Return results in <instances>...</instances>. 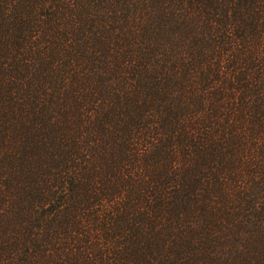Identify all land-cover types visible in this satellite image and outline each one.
I'll return each mask as SVG.
<instances>
[{
  "label": "trees",
  "instance_id": "trees-1",
  "mask_svg": "<svg viewBox=\"0 0 264 264\" xmlns=\"http://www.w3.org/2000/svg\"><path fill=\"white\" fill-rule=\"evenodd\" d=\"M0 264H264V0H0Z\"/></svg>",
  "mask_w": 264,
  "mask_h": 264
}]
</instances>
